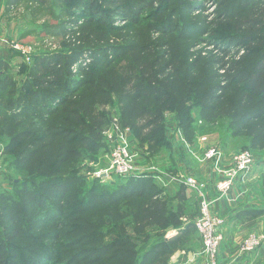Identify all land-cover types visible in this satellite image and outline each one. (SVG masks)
<instances>
[{"label": "trees", "instance_id": "1", "mask_svg": "<svg viewBox=\"0 0 264 264\" xmlns=\"http://www.w3.org/2000/svg\"><path fill=\"white\" fill-rule=\"evenodd\" d=\"M180 1L186 14L191 13L190 7L198 5ZM216 1L217 30L212 36L213 24L202 12L187 19L184 12L178 18L177 10L165 16L164 0H139L138 5L145 4L141 8L149 13L151 33L169 36L187 27L191 34L197 29L202 35H209L204 39L216 49H209L205 56L200 54L189 63L196 70L190 83L187 80L178 83L187 95L196 99L204 119L227 117L235 134H246L253 146L264 148V0ZM94 12L99 11L95 8ZM137 46V43L125 46L136 61L130 72L112 62L101 72L93 73L92 68L101 64L98 52L120 51L113 45L101 50L54 52L39 58L40 72L32 84L24 86L16 109L38 107L52 117L43 138L32 137L30 130L13 134L12 141L26 142L18 159L35 180H25L17 187L15 199L11 194L0 199V203L3 199L8 201L0 204V264H155L163 252L179 248L184 236L196 229L195 223L185 224L181 220L183 215L175 218L167 200L161 197L163 190L153 173L148 172L126 177L109 192L89 194L85 204L68 216L71 227L62 229L55 224V229L47 233L33 232L32 225L40 216L54 217L57 202H62L74 186V178L62 174V167L81 158L86 151L103 147L109 116L106 106L112 102V93L116 92L120 101V123L130 127L141 145H147L152 153L157 152L165 139L164 109L174 106L179 113L185 109V100L165 98L169 92L164 88H148L161 83L157 76L165 70L155 72L151 59L144 60ZM87 59L90 61L75 71ZM80 86L82 90L78 91ZM165 101L168 102L163 104ZM37 177L42 180L36 182ZM185 193L186 186L182 185L176 197L185 200ZM122 203L133 209L122 210ZM98 209L109 213L108 222H121L120 237L105 241L98 224L91 222V211ZM262 213L260 209L246 208L238 214L255 218ZM130 216L136 234L147 229L162 232L161 240L143 254L123 223ZM171 226L179 232L167 236Z\"/></svg>", "mask_w": 264, "mask_h": 264}, {"label": "rangeland", "instance_id": "2", "mask_svg": "<svg viewBox=\"0 0 264 264\" xmlns=\"http://www.w3.org/2000/svg\"><path fill=\"white\" fill-rule=\"evenodd\" d=\"M138 1L0 0V199L10 194L11 198L15 199L14 191L17 187H20L25 180H35L18 159L20 150L26 142L12 141L13 134L30 130L32 137L43 138L49 130V119L52 117L44 109L38 107L25 111L16 109L18 96L22 94L24 86L32 84L34 77L39 74V58L54 52L66 54L69 50L75 49L101 50V48L111 45L118 46L120 51L98 52L97 60L101 64L92 68L93 73L101 72L112 62L121 66V69L126 68V72H130L131 66L136 65V61H133L131 53H127L130 50L125 46L129 43H137V49L144 56V60L151 59L155 72L156 70H165V73L157 76L161 83L149 85L148 88H164L165 92H169L165 98L176 97L178 100L186 102L185 109L180 113L174 106L164 109L162 123L165 139L156 153H152L147 145L142 146L130 127L124 126V128L122 127L123 132L118 131L125 135L132 147V154L137 165L135 173L132 175L146 174L148 173L146 170L151 169L153 174L158 173L163 178L166 176L179 177L182 179L181 188L182 185L186 186L183 182L186 176H195L200 179L196 175L195 165L201 162L208 164L212 173L217 174L218 172V175H221L216 184V189L219 191L218 185L226 178L227 172L238 169L236 158L243 153H249L254 159L253 164L244 174H239L241 170H238L236 176L238 174L239 176L233 186L234 188L237 183L240 184L244 192L245 179L249 178L255 165L259 163L258 166L264 169V148L253 146L250 136L246 134H235L234 127L230 125V119L227 117L211 121L204 119L201 115V108L195 103L196 99L187 95L178 83L186 80L190 83L196 70L189 66V63L198 58L200 54L205 56L209 49H216L217 46L214 47L215 45L211 42L205 41L204 38L209 35H202V32L197 29L191 34L187 27L181 28L169 36L156 31L151 33L149 13L141 8L145 4L138 5ZM184 1L189 4L198 2V5H193L192 9L190 7L191 13L186 14L181 10V6L184 7L182 1L164 0L162 8L166 10L165 16L177 10L178 18L180 12H184L188 16L187 19H190L191 15L202 12L213 24L214 29L210 34L212 36L213 32L217 30L215 22L219 11L217 1ZM92 2L95 3L91 7ZM93 7L97 8L99 12H94L95 8ZM230 23L233 25V19L230 20ZM82 57L84 59L85 55ZM155 59L157 61H154ZM89 61L90 59L83 63L80 62L79 66L75 67V71L78 72L80 65L84 66ZM29 87L25 89L28 91ZM82 87L80 86L78 91L82 90ZM119 102L117 93H112V102L106 106L109 116L108 123L104 127L105 132H103V147L96 151H86L81 158L62 167V174L74 178V186L62 202H57L54 217L40 216L41 218L32 225L35 234L47 233L55 229V224H59L62 229L71 227V220L68 216L75 208L85 204L89 194L109 192L125 180L109 169L107 161V155L110 154L113 145L117 142V132H114V126L117 123L120 124L119 126H123L119 120L121 115ZM167 102L165 101L163 104ZM125 128L129 130H125ZM168 128L171 131H168ZM106 131L114 132L111 138L106 136ZM210 150L216 151L209 155ZM178 159H180L178 162L181 161L183 164L181 171L177 167ZM228 159L231 164L226 166ZM166 160L170 161L167 166L163 165ZM189 165L191 170L194 168L193 172L189 170ZM36 179V182L42 180L40 177ZM158 182V186L163 190L161 197L167 200L170 210L175 213V218L183 215L181 220L185 224L195 223L199 216L198 193L186 186L185 200L178 199L176 194L179 192V187L176 189L173 184L168 187L161 185L163 184L161 181L160 184ZM262 191L264 194V181ZM229 192L220 193L226 195ZM248 193L245 197L247 199L241 202V204H247V207H241L240 210L246 208L262 210L263 213L255 218L263 217V226H261L262 228L254 227L243 230L235 240L234 236L230 234L231 230L229 231L233 226L230 224L228 229L229 222L226 221L224 214L214 211L213 205L212 212L224 219L222 226L224 238L214 259L215 264H260L253 261L252 257L250 260L247 257L259 249L262 250L260 253L264 254V201L257 204L259 199L248 197ZM1 203L7 204L8 201L3 199ZM121 209L127 211L133 208L122 203ZM91 212V222L98 224L100 233L105 235L106 242L121 236L118 228L121 222H108L110 215L103 209ZM244 218L249 217L245 216ZM123 223L128 235L138 244L141 254L152 244L161 240L162 232L153 229L136 234L132 216L123 220ZM178 232V229L171 226L167 230V236H173ZM250 234L260 237L261 242L253 249L244 252L242 251L243 244ZM227 248H230V255H223L224 251H228ZM237 251L240 255L244 254L246 259H238V262ZM196 258L203 259V264H212V260L205 252L204 239L197 226L196 229H192L184 236L179 248L163 252L155 264H196ZM261 264L264 262L261 261Z\"/></svg>", "mask_w": 264, "mask_h": 264}, {"label": "built area", "instance_id": "3", "mask_svg": "<svg viewBox=\"0 0 264 264\" xmlns=\"http://www.w3.org/2000/svg\"><path fill=\"white\" fill-rule=\"evenodd\" d=\"M119 125L120 124L117 123L114 126V132H117V142L113 145L110 154L107 155V161L109 169H111L114 174H116L120 178H126L135 173L137 165L134 155L132 154V147L130 143L127 141L123 133L118 132H123L122 127L124 128V126ZM125 130L129 129L125 128ZM114 132L111 133L109 131H106V136L111 138ZM215 151L216 150H210L209 155H212ZM236 160L238 163V169L228 171L226 178L223 179L218 185L219 191L222 193L229 192L235 185L236 179L239 174H244L245 171L249 170L254 161L251 154L249 153H243L239 155ZM238 170H241V172L238 174V176H236ZM183 182L191 190H195L198 193L199 216L197 217L195 224L199 231L202 233L205 252L207 253V256H209V258L212 260V264H215L214 259L218 254L224 238V235L222 233L224 219L212 212L213 204L212 200H210V198H208L205 193V181H202L195 176H186L184 177ZM260 242V237L250 234V236L244 241L242 251L246 252L248 250H251Z\"/></svg>", "mask_w": 264, "mask_h": 264}, {"label": "crops", "instance_id": "4", "mask_svg": "<svg viewBox=\"0 0 264 264\" xmlns=\"http://www.w3.org/2000/svg\"><path fill=\"white\" fill-rule=\"evenodd\" d=\"M168 131H171V130L168 128ZM175 141H177V139H175ZM230 158L231 157L229 156V159ZM229 159L226 162V166L231 164V161ZM179 160L180 159L177 160V167L181 171L183 169V164L181 161L178 162ZM168 164H170V161L166 160V161H164L163 165L167 166ZM258 165H259V163H257L255 165V168H254L253 172L250 173L249 178L245 179V184H243L244 192L242 191V186L237 183L236 186L233 188V190L230 191L226 195H221L222 193H220L216 189V184L219 181V179L221 178V175L219 176L218 172H217V174L212 173L210 171L208 164H204V163L200 162V163H197L195 165L196 175L202 181H205V183H206L205 193L211 200H213L214 211L219 212L221 214H224L226 221L229 222V224L227 225L228 229H229L230 224L233 226L232 228L230 227L231 229H229V231L231 230L230 234L232 236H234L235 240L241 231L247 230V229H252L254 227L262 228L261 226H263V224H262L263 217L244 218L245 217L244 215L238 214L241 207H247V204H241L242 200L245 199L247 192H249L248 197H250V196L253 198L257 197V199H259L257 204H260V203H262V201H264L263 200L264 194L262 191V184L264 181V169ZM191 167L193 168V165H191ZM257 168H259V169H257ZM189 170L191 172H193L194 168L192 169L193 170L192 171L190 169V165H189ZM146 171L153 173V170H151V169H148ZM153 175H154V178H156L157 182L160 180L161 183H163L161 185H165V186L170 187V184H173V186H175L176 189L178 187L180 189V183H181L182 179H180L179 177H175V176L168 177V176H166L163 178V176L159 175L158 173H154ZM178 176H179V173H178ZM160 181L158 182L159 184H160ZM253 198H252V200H253ZM229 249L230 248H227L228 251L227 252L224 251L223 255H226V254L230 255ZM260 251H262V250L259 249V250L255 251L254 253H251V255L247 258L250 260L252 257L253 261H257L258 263L261 264V261L264 262V254H263V252L260 253ZM240 253L242 254V252H240ZM236 257H237L238 262H239L238 259H244V258L246 259V257H244V254L240 255L238 251H237ZM202 261H203V259L196 258V264H203Z\"/></svg>", "mask_w": 264, "mask_h": 264}]
</instances>
